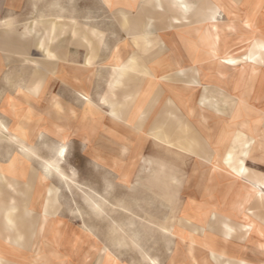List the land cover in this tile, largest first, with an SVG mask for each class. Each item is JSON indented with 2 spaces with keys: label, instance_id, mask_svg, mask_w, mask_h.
Segmentation results:
<instances>
[{
  "label": "bare ground",
  "instance_id": "bare-ground-1",
  "mask_svg": "<svg viewBox=\"0 0 264 264\" xmlns=\"http://www.w3.org/2000/svg\"><path fill=\"white\" fill-rule=\"evenodd\" d=\"M104 1L108 5L118 6L114 15L127 38L114 45L109 60L108 91L100 100L108 108L111 120L116 123L123 118L129 104L134 102L130 108L134 107L132 118L137 119L138 131L142 130L149 114L154 111L164 93L163 89H158L152 101L143 108L146 94L152 90L153 84V67L150 64L155 62L159 64V57L165 50L162 40L160 42L154 40L156 18L152 12L146 11V8L150 4L155 10L167 9L170 13L177 12V15L166 14L164 22L166 29L191 23L193 17L189 15V9L195 6L198 19L207 21L204 31H199V39L206 44L202 50L211 60L216 59L215 70L218 75L222 77L231 75L230 83H234L233 88L238 90L240 95L231 98L219 81V85L203 87L204 92L199 103L211 108L217 115H227L230 119L242 121L239 124L242 128L234 129L231 133V144L224 165L234 173L233 179L243 191L235 194L231 202L232 207L229 209L212 207L200 212L202 209L197 210L191 206V200L188 207L181 209L182 215L178 224L182 229L189 231L188 236L184 235L182 229L177 230L172 225L163 228L168 232L176 231L175 233L181 234L183 239L189 238L188 246L193 263L205 264V259L200 263L193 256L194 245L200 244L218 264H254L249 261L250 257L245 255L238 258L234 254L235 248L246 249L251 243L249 251L251 249L253 252L255 249V252L260 253L255 264H264V239H261L264 238V173L251 169L246 163L247 157H250L254 149L260 152V160L264 162V41L257 39L250 42L247 51L237 56L240 48L233 49L234 41L230 42L231 38L223 31L217 20V15L223 7L220 1L216 3L214 0H196L194 4L189 0ZM230 2L235 3L234 0ZM53 5L57 8L52 10L50 2L49 7L25 25L22 31L16 28V21L13 18L0 20V52L5 57L0 60V71L2 61L6 67H10L11 64L18 63L17 56H23V61L30 63L27 54L31 46L42 50L46 61L66 57V54L58 50L59 46L56 43L59 35L64 32L71 33L72 45L85 49L84 66L95 65L101 46L106 43L107 30L96 25L91 9L84 15L86 21H82L75 0H55ZM134 5L139 11L137 16H132L129 11ZM141 12L149 14L143 19ZM227 26L234 27L233 22ZM43 64L46 71L55 72L56 62ZM166 68L167 75L164 74L161 80L167 82L181 80L192 87L199 85L198 68L190 69L180 65L179 61L173 62L172 58ZM188 71H193V74H189ZM45 75L36 65L31 74L24 79L19 77L6 79L7 84L15 87V93L6 96L2 108L4 107V111L11 115L16 123L9 127L0 119V141L6 139L3 131H7L11 134L7 139L11 143H19L21 151L10 156L7 164L0 162V264H68L59 257L57 249L46 250L42 244L48 234L53 243L60 235L59 226L62 221L56 218L57 210L60 208V191L59 187L48 181L56 174L62 180L68 177L74 181L76 173L72 171V175H69L65 172L63 163L66 160L69 138L76 131L75 129L72 131L70 124L59 122L52 124L54 127L52 133L58 137L59 143L54 147L51 156L47 158L40 156V171L30 163L33 156H39V152L29 151L30 146L26 143L28 139L41 136L44 131L51 132V129L43 124L38 125L43 120V115L36 114L31 104L32 98L40 97L46 87ZM145 78L149 79L147 83L142 82ZM254 81H259L261 88L260 92L254 93L252 97ZM141 83L146 87L141 89ZM241 89L246 91L243 93ZM171 91L173 94V90ZM80 95L85 99L83 116L95 117L99 114L101 108L89 98V93L83 90L80 91ZM52 99H54L52 108L58 116H62L65 110L63 105L58 98ZM166 103L168 118L160 120L158 117L154 121L155 125L153 124L150 130L153 136L164 142H175L187 150H203L206 138H202L191 126L189 119L179 112L180 109L173 97H167ZM189 112L187 115L191 114L192 110ZM71 113L73 115L76 113L74 108ZM200 117L207 118L202 114ZM169 119L176 121L175 124H168ZM33 121L37 125H31ZM221 135H224V132H221ZM121 148L122 152L127 149L125 145ZM135 158L136 156L131 158V165L134 164ZM116 163L115 167H122L119 160H116ZM30 169L33 170L31 173ZM129 175L128 170H122L118 177L122 182L128 183ZM36 196L41 203L38 218L32 211ZM85 196L96 213L104 211L105 196L95 192L93 196L91 193ZM253 200L260 201L261 206H254ZM253 232L258 234V239L253 238ZM103 250L106 251L109 261L110 252L106 248ZM226 255L228 258L223 260ZM111 264L117 263L112 261Z\"/></svg>",
  "mask_w": 264,
  "mask_h": 264
},
{
  "label": "rangeland",
  "instance_id": "rangeland-1",
  "mask_svg": "<svg viewBox=\"0 0 264 264\" xmlns=\"http://www.w3.org/2000/svg\"><path fill=\"white\" fill-rule=\"evenodd\" d=\"M54 1L0 0V20L13 18L16 21V28L22 31L25 25H28L42 10L49 7L50 2L52 10L57 8L53 5ZM75 4L77 11L82 16L80 18L82 21H86L84 15L91 9L96 25L107 30L105 32L106 43L101 46L93 67L84 66L85 49L72 45L71 33L64 32L59 35L56 43L59 46L58 50L66 54V57L60 60H51L56 62L54 73L44 69L43 62L51 61H46L42 50H38L35 46H31L27 54L30 63L24 62L23 56H17L18 63L11 64L10 67H6L2 61V70L0 71V119L9 127L13 126L16 121L4 111L2 106L6 96L15 93V87L7 84L6 79L8 77L24 79L31 74L36 65L40 72L46 74V87L40 97L32 98L31 104L36 114L42 113L43 115V120L38 125L43 124L48 129L50 128L51 132L44 131L41 136L26 140L30 146L29 151L39 152V156H33L30 160L32 167L40 171V156L46 158L51 156L54 147L59 143L58 137L52 133L54 132L52 124L57 122L70 124L72 131L73 129L76 131L69 138L66 160L63 163L65 172L69 175H72V171L76 173L74 181L68 177L62 180L57 174L52 175L48 181L59 187L60 191V208L56 215V218L62 221L59 226L60 235L53 243L48 234L42 245L46 250L57 249L59 257L68 264H108L109 262L111 264L112 261L117 264H174L172 262L174 258L175 264H192L190 258L186 256L190 252L189 238L183 239L181 234H176V231L168 232L163 227L172 225L177 230H181L182 227L178 225L182 215L181 209L188 207L191 200V206L197 210L202 209L200 212L212 207L224 209L220 206L219 192L210 193V196L204 190H200L211 183L221 184V174L215 175L217 173L215 172L214 176H206L209 171L208 164L205 167L204 162L185 155L173 144L148 134L158 117L160 120H165L162 114L164 100L167 94H172L173 82L161 80L167 73L166 66L171 58L173 62L179 61L180 65L188 64V61L184 60L187 53L184 44L186 40L192 39L193 35L190 36L189 30L186 28L184 31L176 28L166 29L164 22L167 13H163L164 9L155 10L150 4L146 8L147 10L145 9L152 12L156 18V28L153 30L154 40L159 42L162 40V45L165 48L159 57L160 63L151 62L152 64H150L153 67L154 77L152 90L146 94V99L151 93L155 94L158 89H163L164 93L152 114H149L143 131L136 134L134 122L137 119L132 118L134 107L127 112L126 124L124 122L116 123L111 120L108 108L100 100L108 91L109 60L114 45L127 38V34L122 30L114 15L118 6L108 5L104 0H75ZM129 11L132 16H137L139 12L136 5L130 7ZM141 13L143 19L149 14L148 12ZM221 18H223L222 15H219L217 20L220 21ZM193 33L194 38L200 40V34ZM251 39L250 41L245 39L244 42H241L244 44L243 46L233 48H240L237 56L247 51L248 44L253 42ZM201 50L198 48L195 52L199 55ZM4 58L0 52V60ZM215 60H211L207 55L202 65H208V68L216 73ZM228 70L232 72V70ZM222 78L223 81L219 78L217 80L225 83L222 87L229 93V96L231 98L239 96L240 92L237 91L236 95V92L233 91L234 83H230L231 75ZM200 79L199 83L208 84L204 78ZM147 81L149 79L145 78L142 82L147 83ZM213 82H216V78L213 79ZM143 83H141V89L146 87L143 86ZM253 86L256 89L261 88L259 81H254ZM179 89L187 90L184 86ZM83 90L87 91L89 98L101 108L95 117L83 116L85 99L80 95V91ZM200 91L204 92L203 87L201 89L199 85L193 89V95H198ZM240 91L244 93L246 90L241 89ZM52 97L58 98L63 105L65 110L62 116H58L52 108L54 100ZM146 101L143 102L144 108L150 100ZM73 108L76 111L74 115L71 113ZM199 114L197 113L195 117L191 115L190 118L199 120ZM206 114L208 118L216 121L234 120L227 115L221 116L210 111H207ZM23 122L26 123L25 120ZM33 124L37 125L34 121L31 125ZM226 125L221 128L207 129L211 133L213 130L215 132L208 140L210 147H213L215 151L221 150L220 142L222 141H220L219 131L225 132L223 135L225 138L222 140L230 143L231 133L234 129L239 128L231 126V122ZM244 128L246 127L244 126ZM3 132L6 139L0 141V162L7 164V159L15 155L16 152H20L21 149L19 143H11L7 139L11 136L9 132ZM31 141L32 143H30ZM122 145L127 147L125 152L121 150ZM134 156L136 158L133 160L134 164L131 165V158ZM116 160H119L122 167H115ZM122 170L129 171L130 182H122L119 179L118 176ZM29 171L31 173L33 170ZM168 171L173 175H167ZM261 173H264L263 169H261ZM223 179L225 178L223 177ZM93 192L106 197L102 213H96L88 203L85 194L91 193L93 196ZM35 199L32 211L33 215L38 218L41 212V203L38 196ZM229 208L226 207V209ZM182 230L184 235L188 236L189 231L184 228ZM253 235L255 240L258 239V234L253 232ZM234 243L240 244V242ZM103 248L110 252L109 261H107L106 251ZM194 249L198 261L201 262L205 259L204 255L208 254L205 247L195 244Z\"/></svg>",
  "mask_w": 264,
  "mask_h": 264
},
{
  "label": "crops",
  "instance_id": "crops-1",
  "mask_svg": "<svg viewBox=\"0 0 264 264\" xmlns=\"http://www.w3.org/2000/svg\"><path fill=\"white\" fill-rule=\"evenodd\" d=\"M189 1H193L192 4H194L196 2V0H189ZM214 1H216V3H218V1H220L221 5H223V7H221V9H220L219 14L217 15V19H218L219 15H222L223 18H221V20L219 19L220 20L219 24L223 28V31H225V33L228 34L227 36L229 38H231V39L228 38L230 40V42L234 41V42H232L233 43L232 47L243 46L244 44H241V42H244L245 39H249V41H250V39L252 38L251 39L252 41H255L256 39H261L264 41V0H234L235 3L230 2V0H214ZM195 7H191L189 9V15L191 17H193V18H191V23H189L185 26L174 27L173 29H175V28L177 30L183 29V31H184V29L186 28L187 30H189L190 36L193 35L192 39L190 38V40L188 39L185 41L184 47L187 49V53L184 56V60L186 59L188 61V64L186 65V67H189L190 69L191 68L192 69L193 68L199 69V73H200L198 76L199 81H201L200 78H204V80L208 83L205 85L199 83V85L202 89V87H204L206 85H211V86L219 85L218 84L219 82L217 79L218 78L221 79L222 77H220L217 73H214L215 72L214 70L209 69L208 65H202L204 59L207 56V54L204 51L201 50L199 55L195 52L198 48L204 49V47H206V44L204 41H201V39L196 40V38H194L195 35L193 32H197L200 34L199 31H204L206 23H207V21H205V20H199L198 19V15L196 13ZM163 13H167L169 15L170 14L177 15V12H173V13L171 12L170 13V12H168L167 9H164ZM231 21L233 22L234 27H228L227 26V25H229V23H231ZM188 72H189V74H193V71H188ZM214 78H216V82H213ZM222 79H224V78H222ZM222 79H221V81H223ZM172 82H173V84H172L173 94L169 93V94H167V97L171 96L174 98L175 102H177L178 107L180 109L179 112H181L183 115H185L189 119V123L191 124V126L197 131V133L202 138L203 137L206 138V140L204 141V144H205L204 147L205 148L203 150H200V151H191V150L184 149L179 144H177L175 142L173 143L172 141L166 142V143L173 144L175 147H177L179 149V151L183 152L185 155L195 157L197 160L204 162V164L203 163L202 164L205 167L208 164L209 171L206 174V176H214L215 172H217V173H215V175L218 173L221 174V178H222L221 184H218V183L212 184L211 183V185L206 186L205 188L200 189V190H202V191L204 190L205 192H207V194L213 193V192L214 193L219 192L220 193L219 201L221 202L220 206L224 207V208L232 207L231 202L233 201L235 194L237 192L243 191V189H241V187H239L238 183L233 179L234 173L231 171V169L224 165V160L227 158L228 147L231 143L224 142L222 139H224L225 137H223V135L221 136L222 131H219L220 141H222V142H220L221 150L220 151L213 150V147H210V145H209L210 143H208V140L210 139L209 137H211L212 134H215V132L213 130L211 133L210 130H207V129L208 128L209 129L210 128H221L223 126H227L226 124H228V122H231V124H232L231 126L240 128L242 126H240L239 124L242 121L239 119H234L232 121H228V120L216 121V120L208 118V115L206 114L207 111H210V112H213V111L211 110V108L207 107L206 105L203 106L201 103H199V99L202 96L203 92L200 91L198 93V95H195V94L193 95V89L199 87V85L195 86V87H192L191 85L187 86L186 82L181 81V80H175ZM223 85L224 84H222V82H221V87ZM181 86H184V88H187V90L181 91V89H179V87L181 88ZM253 88H254L253 89V96H254V93L258 94L260 92V88L258 87L256 89L255 86H253ZM233 91L236 92V95L238 94L237 93L238 90L233 88ZM150 95L148 96V100L152 101L155 94H152V96H150ZM166 98L164 100L165 103H164V108H163V112H162L163 116L165 117L164 119L168 118L167 109H166L168 105H166L167 104ZM159 102H160V100H159ZM130 106H131V104H129V108L125 112L124 119L119 120L118 123L124 122L126 124L127 119H128L127 118V112L129 111ZM201 106L203 107V109H201ZM143 108H144V106H143ZM143 108H142V110H143ZM191 110H192V113H191ZM188 111H190L189 113H191V114L187 115ZM197 113H200L199 115L202 114L203 116H205L207 118L203 119L200 117L199 120H193L190 118L191 115L194 117L197 116ZM146 122H145V124H146ZM167 122H168V124L174 125L176 121L169 119ZM134 124H135V126H134L135 131L137 134L139 132L138 126H137L138 125L137 121H135ZM144 125H143V128H144ZM169 126H171V125H169ZM143 128H142V130H140V132L143 131ZM148 135L152 136L153 134L150 132ZM260 159H261L260 158V152L259 151L256 152L254 149L253 152L251 153L250 157H247L246 163H247V165H249V164L251 165V166H249L251 169L256 170L257 172L261 173V169L264 170V162H262ZM151 163H154V161H151ZM165 165H167V164H165ZM217 165H219V167H217ZM167 173H169L167 175H171V174L173 175V173L170 171H168ZM223 177L225 179H223ZM212 196H213V194H212ZM253 205L259 207L260 201L257 202L255 200H253ZM253 238H254V236H253ZM250 247H252V245L251 246L249 245L246 249L235 248V250H234L235 257L240 258V257H243L246 255V256L250 257L249 261H251L252 263L255 264L260 257V253L255 252V249L253 251L254 253L251 252V249L249 251ZM232 252H233V249H232ZM186 256H188L190 258L192 264H197V263H193V260L191 259L190 252L187 253ZM193 256L197 257L194 253H193ZM204 257H205V264H218L212 259L211 255L209 256V254H207V255H204ZM227 258H228V255L224 256L223 260L227 259ZM172 262H174V264H175V258Z\"/></svg>",
  "mask_w": 264,
  "mask_h": 264
}]
</instances>
